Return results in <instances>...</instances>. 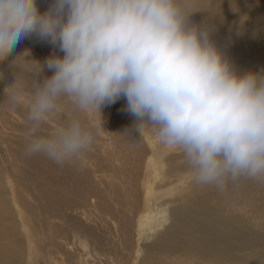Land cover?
I'll return each instance as SVG.
<instances>
[{"label":"clouds","instance_id":"obj_1","mask_svg":"<svg viewBox=\"0 0 264 264\" xmlns=\"http://www.w3.org/2000/svg\"><path fill=\"white\" fill-rule=\"evenodd\" d=\"M191 9L192 0H52L41 12L37 0H0V64L31 36L63 53L45 61L51 77L37 79V61L31 85L16 75L4 89L0 107L27 109L24 155L59 166L78 159L98 124L72 117L43 127L65 102L102 115L123 97L135 117L125 132L151 128L183 153L197 183L220 192L241 179L264 183V73L237 72L214 26L193 23Z\"/></svg>","mask_w":264,"mask_h":264},{"label":"rangeland","instance_id":"obj_2","mask_svg":"<svg viewBox=\"0 0 264 264\" xmlns=\"http://www.w3.org/2000/svg\"><path fill=\"white\" fill-rule=\"evenodd\" d=\"M51 3L37 0L41 12ZM191 10L196 11L191 16L193 23L214 26L212 40L237 72L264 73V0H192ZM50 55L63 53L35 36L21 40L0 64L4 74L0 79V101L16 75L31 85L34 74L40 71L38 62L43 71L37 79L42 82L51 77L53 71L45 64ZM125 108L123 97L104 107L102 115L76 112L65 102L64 113L46 124L43 134L72 117L98 124L99 133L88 151L59 166L43 155H24L26 107H0V264H134L140 260L135 256L134 228L149 203L159 210L165 206L160 204L168 203L170 212L186 215L190 221L192 213L183 210L197 207L203 214L200 203L224 205L219 200L215 203V187L195 181L183 153L161 143L151 128L146 127L142 136L125 132L135 121ZM153 149L157 151L156 160ZM240 181L244 199L226 204L222 214L238 222L245 212L264 221V183ZM245 222L264 234V228L256 226L255 220ZM173 223L172 219L169 225ZM30 230L32 238L28 239ZM194 235L189 222L172 228L170 238ZM163 239L162 233L146 236L143 254L157 247L169 251ZM81 241L90 242L89 252L80 246ZM28 242L33 245L30 251ZM252 250L264 259V245ZM174 253L162 254L149 264H222L218 255Z\"/></svg>","mask_w":264,"mask_h":264},{"label":"bare ground","instance_id":"obj_3","mask_svg":"<svg viewBox=\"0 0 264 264\" xmlns=\"http://www.w3.org/2000/svg\"><path fill=\"white\" fill-rule=\"evenodd\" d=\"M261 69H264V67ZM152 154L153 159L156 160L157 151L155 149H153ZM242 182L238 181L235 184L229 182L223 192H220L217 189L215 190L214 201L216 203V201L219 200V203L224 204L222 205V207H218L216 204L205 205L203 203H200L203 206V210L205 211L203 212L204 215L197 211V207H195L193 210H183L184 213H192L193 216L191 221L185 214V217H183L182 214H174L173 212H170L168 203L160 204L162 206L165 205L160 210L158 208H152V204L149 203L148 207H145V209L143 210V214L139 217L136 228H134L136 229V234L134 236L136 248L135 256L140 259L139 261L136 260L137 262H134V264H144L146 261H148L147 264H149L157 261L162 254H168L169 256H171L170 254H173L175 251H183L188 255H197L199 253H202L204 255H207V257H209L208 255H218L222 257V264H264V259L260 260L257 252L255 250H252L256 247L264 245V234L257 233L256 231L251 229L247 222H245L248 219H253L256 221V226H261L264 228V221L257 220L258 217L249 216L244 212L240 216V221L237 222V220H235L233 217L224 216L221 211V208H223L226 204L241 203L236 202V200L244 199V190L241 189L244 186L242 185L241 187ZM201 199L206 200L204 198ZM18 214L21 215L20 211L18 212ZM172 219L175 221V223L169 225ZM189 222L190 229L195 234L194 237L190 236V238L187 239L170 238L172 228H174L175 226L187 225ZM31 232L32 231L30 230L27 235L28 239L32 238ZM159 233H162L164 237V247L169 251H161L159 247H157L156 251L143 254V249L141 248L144 238L150 234L159 235ZM85 242L82 243L81 241V243L79 244L84 250L87 249L89 252L91 250V244L90 242H86L87 244ZM32 246V243L28 242L27 247L29 251L32 250ZM177 253L178 252H176V254ZM94 254H96L97 256V253ZM211 257L214 258V256ZM172 260L174 259L172 258ZM129 263H131V261Z\"/></svg>","mask_w":264,"mask_h":264}]
</instances>
